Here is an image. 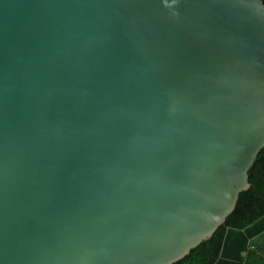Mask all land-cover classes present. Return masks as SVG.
I'll return each mask as SVG.
<instances>
[{
	"label": "water",
	"instance_id": "95a60500",
	"mask_svg": "<svg viewBox=\"0 0 264 264\" xmlns=\"http://www.w3.org/2000/svg\"><path fill=\"white\" fill-rule=\"evenodd\" d=\"M264 149V0H0V264H175Z\"/></svg>",
	"mask_w": 264,
	"mask_h": 264
},
{
	"label": "trees",
	"instance_id": "16d2710c",
	"mask_svg": "<svg viewBox=\"0 0 264 264\" xmlns=\"http://www.w3.org/2000/svg\"><path fill=\"white\" fill-rule=\"evenodd\" d=\"M249 174L251 187L226 223L175 264H264V149Z\"/></svg>",
	"mask_w": 264,
	"mask_h": 264
}]
</instances>
